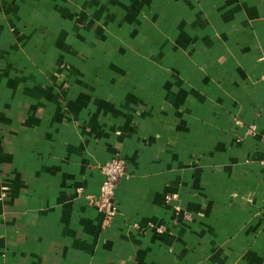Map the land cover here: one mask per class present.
I'll return each mask as SVG.
<instances>
[{"label":"crops","instance_id":"crops-1","mask_svg":"<svg viewBox=\"0 0 264 264\" xmlns=\"http://www.w3.org/2000/svg\"><path fill=\"white\" fill-rule=\"evenodd\" d=\"M262 161L264 0H0V264H264Z\"/></svg>","mask_w":264,"mask_h":264},{"label":"built area","instance_id":"built-area-1","mask_svg":"<svg viewBox=\"0 0 264 264\" xmlns=\"http://www.w3.org/2000/svg\"><path fill=\"white\" fill-rule=\"evenodd\" d=\"M264 162V161H262ZM101 181L96 196L92 198V205L103 215L104 223L108 224L118 212L114 201V190L118 180L126 176V162L121 156H114L101 166ZM169 198V196H167ZM155 229L160 232L164 229L162 225Z\"/></svg>","mask_w":264,"mask_h":264}]
</instances>
